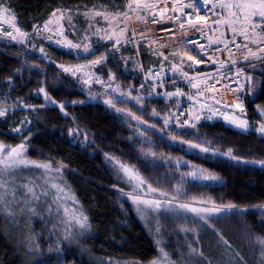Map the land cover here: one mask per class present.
Instances as JSON below:
<instances>
[{
  "label": "trees",
  "instance_id": "trees-1",
  "mask_svg": "<svg viewBox=\"0 0 264 264\" xmlns=\"http://www.w3.org/2000/svg\"><path fill=\"white\" fill-rule=\"evenodd\" d=\"M0 4L15 15L17 24L27 32H33L37 23H46L57 9H93L94 5L116 12L125 9V0H0ZM73 25L74 30L67 26L64 34L72 43H77L84 39L82 28ZM41 47L44 53L39 51ZM120 51L135 57L133 47L120 48ZM104 53L77 56L38 37H32L28 47L0 37V107L9 109L6 116L0 117V142L12 146L23 143L31 159L50 161L65 168L69 185L90 218L91 241L99 255L140 263L158 257L152 237L135 215L130 199L121 192L125 185L108 167L107 156L137 171L146 184L157 189L158 196L164 191L169 198L188 205L199 201L214 202L216 206L233 203L241 208L264 205V167L203 153L181 143L191 141L203 146L204 141H209L213 149L220 152L231 149L241 161H253L264 160L263 136L253 131H238L222 119L197 121L196 128L175 127L177 108L184 105L174 103L177 99L168 100L157 94L151 97L149 89L139 87L142 84L139 62L147 70L159 65L146 53L141 59L135 57L136 63L128 67L123 59L108 53L106 62L99 67L106 79L110 73L114 74L116 81L125 87L122 90L132 84L135 88L132 95L142 97L141 104L133 100L116 103V108L124 109L117 112L104 103L107 96L97 95V99H92L79 74L73 76L64 72L63 67L83 64ZM247 75H251V80H260L261 87L253 99L245 98V113L251 122L261 121L257 110L264 107V60L246 66L245 89L249 86ZM41 87L50 100L39 91ZM61 104L63 110L59 107ZM153 109L159 116L152 115ZM129 112L146 123H138L127 115ZM163 117L169 118L167 127H162ZM22 121L26 122L22 124ZM14 128H20V132ZM151 153L170 161L188 162L218 176L222 183L205 184L182 178L174 164L152 162ZM181 179L182 194L175 196ZM219 215L201 233L221 234L241 264H256L260 252L254 240L257 236L264 237V217L254 212ZM161 226L167 249L178 260L174 241L183 240L178 231L199 225L194 220L163 216ZM0 232L3 233L0 234V264H22L14 242L8 237L6 222L0 225ZM184 248L182 244L181 249ZM39 264L91 263L71 249Z\"/></svg>",
  "mask_w": 264,
  "mask_h": 264
},
{
  "label": "snow or ice",
  "instance_id": "snow-or-ice-1",
  "mask_svg": "<svg viewBox=\"0 0 264 264\" xmlns=\"http://www.w3.org/2000/svg\"><path fill=\"white\" fill-rule=\"evenodd\" d=\"M115 6V5H113ZM135 6V7H134ZM211 6V7H210ZM158 7L155 3H148L146 0H130V2L127 4V10H118L115 13H110L107 11V9L101 7L100 5H94L93 9H83L82 11L80 9H69V10H61L57 9L56 11H53L51 13L52 17L57 18V23L60 19H64L66 13L68 11L71 12V15L67 16L68 22H69V28L74 30V25H72V17L80 14L83 15L85 20L88 21L87 28L82 30L84 39L78 41L77 43H72L70 40H62L57 39L55 42L57 45H63L66 49L69 50L70 53L74 55H85V56H94L95 50H93L90 45L87 43V41L92 36H97L98 33L101 31V29L97 28L96 24L99 23L93 22L95 20V17H101L103 20L107 21L109 19H116L121 18V23H124L127 19H131L129 12L137 13V19L139 20H145L149 23H159L161 19H169V20H176L179 21V28L185 29V25H189L191 30H194L196 33H199V36L193 37L191 40H186L185 43L188 44H194L196 45V48L194 49H186L183 52L184 56H187V59L189 61H192V63L188 64L187 67L190 70H194L195 65H199L202 63H205L206 60H211L213 65H216L219 63L221 67L225 66L224 61H219L218 59H213L212 55L209 54V49L211 47V38H209V45L206 47L205 44L200 42V37L205 35L204 27L202 26L201 22H204L206 24L207 20L209 19V15L214 17L213 23L215 25H226L227 30L231 32V37L228 39H220L217 40L215 43L217 45H222V47L217 46L214 49V52H227L228 59L231 65L236 64V60L233 58V51L234 49L240 50L239 55L244 59L248 60L249 57H255L256 59L264 60V56L258 55L261 53H264V0H174V5L171 8L172 12H179L181 15L179 16H166L165 14L169 11V8L167 7V3H165V6L161 9H159V18H157V12L154 10ZM185 9H188V11H185ZM8 12V8L5 7L3 4H0V13ZM57 12H60V16L57 17ZM142 12H148V15L152 17L151 20H148L147 16L139 15V13ZM203 13V14H202ZM183 17V19H182ZM12 19H15L13 16ZM52 23V20L49 19L47 23L43 25L41 28L39 25H35L33 28V32L35 34H41L43 32H50L52 31L49 28V25ZM14 27V26H13ZM109 27L111 25H105L103 28V31L105 32V36L103 38L108 40H113V35H116V28H119V35L122 36L125 32H130L129 39L127 40V44H131L133 42V39L137 35L136 31H130L127 27V24L124 23V26L121 27L118 23L115 28H112L111 33H109ZM160 31H167L171 32L174 35H176V32L171 28H161ZM189 29H185V32ZM209 31H219V28H211ZM15 32L19 35H14L12 30L4 31L2 28H0V37H6L12 42L16 43H24V38L27 37L29 34L26 32H22L19 28H15ZM61 35H62V29H61ZM139 35L144 38V40H147V37L145 36V33L143 30L140 31ZM221 36H224V32H221ZM240 37V42H237V37ZM43 39L51 41L53 39L52 36H43ZM163 39V38H161ZM250 45H255V50H253V47ZM133 46L137 47L139 49V44H134ZM112 52L119 53L121 47H126V44L122 45L121 40L119 38L115 39L110 46ZM78 50V51H77ZM41 53H44L43 47L39 49ZM156 54L160 57H162L163 61H169V71L176 72L180 71V75L188 80V82L191 84L192 88H196L198 83L206 82L207 80L211 79L214 81L211 85H208L206 88L199 89L198 93L193 95H187L185 93H182L179 88H177L173 92H165L163 93L166 97H177L179 98L182 95H187V99L189 101H194V96L199 95L202 96L205 91H215L216 90V84L220 83V79H233L235 81V77H244L245 73L243 72V69H240L235 72L233 77H229L227 73L223 75V77H218L215 75H210L205 73H198L204 75V81H196L195 76L189 77L188 72L182 71L177 68L176 64H172L171 57H179L181 53L173 48L169 55H164V53L160 52L159 49H156ZM194 53V54H190ZM138 51L136 55H138ZM107 53L101 56H98L96 59H90L88 64H81L77 65L75 68H69V67H63L64 72H70L73 76L76 75V73L84 68H91L94 65H99L102 62H106L107 59ZM127 62L129 59L128 57H120ZM177 63L183 64L182 60H179ZM164 71V65L163 63L160 64L159 68L156 70H153L149 68L146 71L145 74V83L140 84V88H144L146 85H149L152 89H154L157 84L159 83L160 86H163L165 83L162 73ZM170 79H174L173 77H170ZM247 81L251 83V75H247L246 77ZM115 80L114 74H109V81L106 85L107 88H111L112 82ZM97 82L103 83V81H100L97 77ZM239 84V81H235ZM83 83L88 84L89 80L84 79ZM225 87L229 88V91L231 92H238L240 91V88L243 86H240L238 88H231L229 85H225ZM40 92L44 93L45 99L50 100V97H48L47 92H45L44 88L41 87L39 89ZM119 92V96L116 95V93ZM103 95L107 96L108 99L104 100L105 104L110 105L115 111L117 112H123L124 109L122 108H116V103L125 104L128 102V100H133L136 102V104H141L142 97L138 95H132V89H129L128 91L121 90L119 85H117L116 88H112L111 92L105 91ZM95 98V97H92ZM236 101H239L232 105L225 104V108H233V109H239V113L243 114L245 113V109L243 106V102L240 101V97L236 96L234 98ZM52 103H55V101H51ZM198 101H194L192 107L189 108V116L187 119L181 121L180 117L185 115V112L182 108H177L178 115L176 116V123L175 127H184L188 126L190 128H196V122L199 121L201 118L198 113L192 112V108L195 107V103ZM178 105L179 101L178 99L174 101ZM216 103H220L219 100L216 101ZM23 106V105H21ZM60 109L63 110L64 105H59ZM204 105L201 104V108H203ZM9 109L0 107V117H4L8 114ZM209 111H212L209 109ZM218 111V110H217ZM258 116L261 118V121L258 125V130L261 134H264V107L259 108L257 110ZM129 117L132 119H135L140 124L146 123L145 121H142L139 119V117L133 116L131 112L127 113ZM153 116H159V113H157L154 109L152 110ZM220 115L229 123V125H233L236 128L242 130L243 132L249 131V121L246 117L242 115H237L235 113L229 115L224 112H221ZM163 124L162 127H167L169 124V118L163 117ZM207 119H211V116H208ZM26 121H22L21 123H25ZM150 127H155V125H149ZM14 131L20 132V128H14ZM142 135V133H141ZM179 135H186V133H179ZM173 140L176 139L175 136L171 137ZM181 143H186L190 148L198 149L200 152L203 153H209L211 155H220L227 157L230 160L237 161V162H245V163H253V164H259L261 167H264V160H253V161H241L240 157L237 154H234L231 149H228L226 152H220L219 149H213L209 141H204L203 146L201 143H193L191 141H181ZM25 150V145L22 143L17 147H7L5 150V146L0 144V225L4 224L5 222L9 224H14L17 222L18 217L21 215L27 214L29 218L35 217L39 215L38 208L44 207L47 209L49 214H51L52 207L51 204H49L48 201H44L43 204L40 203L41 197H46L48 195V190L46 188V185H36L33 183V181L25 180L22 181L19 185H17L15 182H10V177L13 176H21L25 173L23 172L24 169H27L29 167H34L37 169H44L45 171L51 170V164H42L37 163L35 161H31L27 159L23 152ZM151 155L155 156V153H151ZM176 163L184 164L186 167L187 162L185 161H176ZM117 164L119 165V169L123 171L125 174L129 175V179H131L132 175H135L138 180L137 187L146 185L147 190L149 192H157L156 188H153L151 184H146V181H144L142 178L139 177V174L134 169L130 168L123 162L117 161ZM59 168L56 169L57 172H59ZM182 177H191L193 181H218L219 177L213 174H210L206 172V170L198 168V167H192L191 171L185 172L182 174ZM182 184L183 179H181L180 184L175 189V196H179L182 194ZM53 187L56 188V193H63L64 189L61 188L59 185H53ZM56 193H53V203L58 201L61 197L58 196ZM160 197H164L165 199L162 201L159 198L156 199H140L139 193L135 197H133L134 203H137L138 205H144L146 208L155 211L159 214H163L166 212H175L177 210H185V211H191L193 213H196L199 216L200 221H203L205 224H209L210 222V215L213 213H233L234 215L238 214H244L248 212H254L261 217H264V205H258L254 206L253 208H241L233 203H228L221 206H216L214 202H211L213 204L210 208H196V207H190L188 204L185 203H176L174 202V198H169L168 193L164 191L159 192ZM60 205H57V211H59ZM67 212V209H65ZM43 217L41 216V219ZM73 218L76 221V224L79 226L82 230H87L90 225L88 224V217L83 214V212H80L79 216L73 215ZM156 231H159V228L156 229ZM181 231L183 232H195L194 228H181ZM0 234H3L0 232ZM254 235V234H253ZM66 240L69 239V236L66 235L64 237ZM31 240V236L29 237ZM221 239H223L221 237ZM254 242L259 246L258 250L260 252V256L258 260L256 261V264H264V237H255ZM225 245H227V241H224ZM190 252L189 255L198 256L200 259L196 261V264H209V261L206 257H204L203 253L199 251L197 248L192 247L191 244L188 245ZM230 247V246H229ZM29 250L32 253H39L40 246L32 243L29 246ZM49 251H52V249H49ZM56 252L60 251L59 246L57 245ZM161 260H163L164 264H174V262L169 258L168 253L164 252V250L160 249V260H154L151 262V264H160Z\"/></svg>",
  "mask_w": 264,
  "mask_h": 264
},
{
  "label": "rangeland",
  "instance_id": "rangeland-1",
  "mask_svg": "<svg viewBox=\"0 0 264 264\" xmlns=\"http://www.w3.org/2000/svg\"><path fill=\"white\" fill-rule=\"evenodd\" d=\"M129 2L130 0H125L124 10H127V4ZM146 2L151 3L153 2V0H146ZM80 10L82 11V9ZM107 11L110 13L116 12L110 9H107ZM68 15H71L70 11H68L64 19H60L58 23L56 17L50 16L49 19L52 20V23L49 25V28L52 31L47 32V34L45 35H37L34 34V32H27L24 29H22L17 24L16 18L12 19V17L13 16L15 17V15L8 9V12L0 13V28H2L4 31L12 30L14 35H19L18 33L15 32V28H19L22 32L28 33L29 35L24 38V43H22L25 46L27 45V47L29 46L30 39L32 37H38L39 39H42L47 43L52 44L53 46L66 49L63 45H57L55 41L57 39L68 40L64 34L66 33L67 26H69V22L67 19ZM59 16H60V12H57V17ZM121 19L122 17L116 19H109L105 21L101 17H95V20L93 22L95 23L99 21V23H97L96 26L97 28L101 29V31L98 33L97 36H92L87 41V43L90 45V47L93 50H95V53L99 51L105 52L104 54L111 53L114 54L112 56H117L118 59H120L121 56L128 57L129 59L126 62V67H128L130 66L129 65L130 63H136L135 57H138V55H136L137 52L135 51L134 54L135 57H133V55L131 56L130 54L124 55L121 51L119 53L112 52L110 46L112 45L115 39L119 38L121 40L122 45L126 44V47H121V48H130L131 45L127 44V40L129 36L126 33L120 36L119 28H116V35H113V40H108L103 38L105 36V32L103 31L104 26L111 25V27H109V33H111L112 28H115V26L118 23L120 24V26H122L123 23H121ZM47 22L48 21H46V23ZM71 23L72 25L75 24L76 26H78L79 29L82 28V30H84L87 28L88 21L85 20L83 15L77 14L72 17ZM61 29H62V35H61ZM43 36H52L53 39L49 41L43 39L42 38ZM27 49H30V47ZM179 60H183V59L177 58V60L172 61V64H176L177 68L182 70L184 69L185 63L183 61H182L183 62L182 65L177 63ZM254 62L255 61H252L251 63ZM88 63L89 61H86L83 64H88ZM168 63L169 62L163 63L164 71L162 73V76L165 81L163 86H160L158 83L154 89H152L149 85H146L144 88L149 89L151 91V97H156L155 95L157 94V97L161 96L168 100L178 99L179 106L185 105V103L188 102L187 99V95H189L188 88L185 84V81H183L182 76L180 75V71H176L174 73L169 71ZM76 66L77 65L70 66V68H75ZM99 67H101V64L94 65L91 68H84L77 72L79 74L78 77L81 79L82 85L84 86L86 91L91 92L90 95L91 98L95 97L92 99L94 100L97 99V95L101 96L105 91L111 92L112 88H116L117 85H119L121 90L125 88L122 86V84L116 81V77L115 80L112 82L111 88H107L106 85L108 84L109 78L106 79L103 73L99 72ZM139 70L141 72L142 84H143L145 83V72L147 71V68L141 62H139ZM97 77L99 78L100 81H103V83L97 82ZM170 77H173L174 79H170ZM84 79H88L89 83L88 84L83 83ZM259 83H261L260 80ZM258 86H259L258 82L255 79H252L251 83H249V86L246 89L245 86L243 85V90L238 96L242 98V100L245 103V98L250 97V99H253L255 97V95L257 94ZM127 87L128 89L124 91H128L129 89H132L133 92L135 89L132 84ZM177 88H179V90L182 93H185L187 95H182L179 98L177 97L168 98L163 94L165 92H173ZM119 94H120L119 92L116 93L117 96H119ZM234 97H231L230 99H222L217 97L212 92L203 93L202 98L199 97L196 98L198 102H196L197 105L193 108L192 112L198 113L200 115L201 118L199 119V121L212 120V119L224 120V118L220 115L221 112H224L229 115L233 113L237 115H242L248 119L249 129L252 130L253 128L254 130V122H251V120L247 117L246 113L240 114L239 109L224 107L225 104L232 105L239 102L233 99ZM217 100H219L220 103H216ZM201 104L204 105L203 108H201ZM209 109H211L212 111H209ZM208 116H211V119H207ZM231 127H233L238 131L243 132L242 130L236 128L233 125H231ZM259 135L264 137V134L260 133ZM84 142H86V140H84ZM0 144L5 146V150L9 146L17 147V146L7 145L2 142H0ZM23 155L27 159L31 161H35L37 163H42V164L50 163L51 170L45 171L44 169L29 167L23 170V172L25 173L24 175L10 177L9 178L10 182H15L17 185H19L22 181L30 180L33 181V183L36 185H46V188L48 190V195L46 197L42 196L40 203L43 204L45 200L48 201L49 204H51L52 211L51 214H49L46 208L39 207L38 208L39 215L35 217L29 218V216L25 214L19 216L17 222L14 224H9L6 222L8 237L14 242L13 244L15 245L16 250L18 251L21 257L22 264H39L45 260L52 258L53 255L58 256L59 254H63L67 251H70L71 249H74L77 252V254H79L80 257L86 258V260H88V262H90L91 264H151L152 261L148 263H140L133 261L108 259L99 255L96 250L95 243L91 241L92 226H91L90 218L84 211V207L82 206L81 202L77 199V196L72 186L69 185V182L67 180V171L65 170V168L62 165H57V164L55 165L50 161H40L37 159H31L27 155L26 148L23 152ZM106 161L108 167L113 171L115 178L120 180L125 185L126 188L121 189V192L130 199L135 215L142 223V225L147 229L148 233L150 234V236L154 241L155 246L157 247L158 257L155 260H160V249L162 248L164 252L168 253L169 258L174 262V264H196V261L199 260L200 258L198 256L189 255L190 249L188 245L191 244L192 247L197 248L199 251L203 253L204 257H206L207 260L209 261V264H241V262L237 260L234 253L228 247V245H225L224 241L226 240L223 238L221 234L219 235L215 234V236H213V234L204 235L201 233L204 227L208 228L210 226V222L209 224H205L203 221H200L199 216L196 213L185 210H177L175 212H166L163 214H159L155 211L146 208L144 205H138L137 203H134L133 197H135L137 193H139L140 199L151 200V199L159 198L163 201L165 198L159 197L156 192H149L147 190L146 185L137 187L138 184L137 177L135 175H132L131 179H129V175L125 174L123 171L119 169V165L117 164V161L120 160H118L117 158L113 156H107ZM151 161L154 163H165L168 165L170 163L174 164V166L179 169V173L181 177L183 173L191 171L192 167L194 166L188 162H187L188 165L187 167L184 164L178 165L176 161L174 160L170 161L168 158H165V156L164 157L152 156ZM57 168L60 169L59 172L56 171ZM139 177L141 178L140 175ZM185 178L192 180L191 177H185ZM198 182H202L205 184H216V183L221 184L222 180L219 179L218 181L215 182L213 181H198ZM53 185H59L61 188L64 189V192L56 193V188L53 187ZM53 193H56L58 196L61 197L55 203H53L54 200ZM174 202L181 203L176 200H174ZM57 205H60L59 211L56 210ZM189 206L196 208H210L213 206V204L208 202L203 203L199 201L196 204ZM65 209H67V212L65 211ZM80 212H83V214L88 217V224L90 225V227L87 230L80 229L79 226L76 224L75 219L73 218L74 214L76 216H79ZM219 214L221 213L211 214L210 221L212 219H216L217 217H219L220 216ZM41 216L43 217L42 219ZM163 216H169L173 220L190 219V220H194L195 224L199 225L196 227H190V226L187 227V228H194L195 232H191V231L183 232L181 231V229L178 231V234L183 236V240L177 239L174 241L175 250L178 253V260L175 259L173 253L169 252V250L167 249L166 234L163 233L164 231L161 226V217ZM157 228H159L158 232L156 231ZM66 235L69 236V239L67 240L64 238ZM30 236L32 238L31 240L29 239ZM221 237L223 239H221ZM215 238H217V240ZM32 243L40 246L39 253H32L29 250V246ZM200 243H202V245H200ZM182 244L185 245L186 249L185 248L184 250L181 249ZM57 245L60 248L59 252L55 251ZM49 249H52V251H49ZM160 264H164L163 260H161Z\"/></svg>",
  "mask_w": 264,
  "mask_h": 264
},
{
  "label": "built area",
  "instance_id": "built-area-1",
  "mask_svg": "<svg viewBox=\"0 0 264 264\" xmlns=\"http://www.w3.org/2000/svg\"><path fill=\"white\" fill-rule=\"evenodd\" d=\"M186 2V0H185ZM158 5L156 9H154L157 12V18H159V9L163 8L165 6V3H167V7L169 8V11L165 14L166 16H179L181 15L179 12H172L171 8L174 5V0H153V2ZM211 7V6H210ZM185 11H188V9H185ZM203 14V13H202ZM129 15L131 19H127L124 21V23L127 24V27L129 28L130 31H136L137 35L133 39V42L130 44L131 47L135 49V51H138V57L141 59L142 55L144 53L148 54L152 59H154L156 62L159 63V65L153 67V70H156L159 68L161 62H169V61H163L162 57L158 56L156 54V49H159L160 52L164 53V55H169L170 51L175 48L177 49L181 55L179 57H171V62L174 60H177V58L183 59L182 61L185 63L184 69L182 71L188 72L189 77L195 76L196 81H204V75L198 73H207L210 75H215L218 77H223L225 73L229 77H233L235 72L243 69V72L246 74V66L250 64L252 61H257L261 59H256L255 57H249L248 60H244L240 55L239 52L240 50L234 49L233 51V58L236 60L235 65H231L228 59V54L227 52H214V49L219 46L222 47V45H217L215 43L217 40L220 39H228L231 37V32L227 30L226 25H215L213 23L214 17L209 15V19L207 20L206 24L204 22L202 23V26L204 27L205 35L200 37V42L205 44L206 47L209 45V38H211V47L209 49V54L212 55L213 59H218L219 61H224L225 66L221 67L219 63L216 65H213L211 60H206L205 63L195 65L194 70L188 69L187 65L192 63V61H189L187 59V56L183 55V52L186 49H194L196 48V45L194 44H186V40H191L193 37L199 36V33H196L194 30L190 29L189 25H185V29H189L188 31L185 32V29L179 28V21L176 20H169V19H161L159 23H149L145 20H139L137 19V13L134 12H129ZM139 15H144L148 17V20H151L152 17L148 15V12H142L139 13ZM183 19V17H182ZM124 23L122 24L121 27L124 26ZM45 23H37L36 25H39L41 28L43 27ZM171 27L175 32L176 35L173 36L171 32L167 31H160L159 29L161 28H169ZM211 28H219V31H209ZM143 30L145 33V36L147 37V40H144L141 35H139L140 31ZM221 32H224V36H221ZM128 36H130V32H125ZM35 34V33H34ZM47 32H43L41 34L37 35H45ZM163 38V39H161ZM129 39V38H128ZM240 37H237V42H240ZM134 44H139L140 47L137 49V47L133 46ZM253 47V50H255V45H250ZM194 54V53H190ZM264 56V53L258 54ZM169 64V63H168ZM181 70V69H180ZM146 74V72H145ZM183 81H185V84L188 88V93L189 95H193L198 93L199 89L206 88L208 85H211L214 83L213 80L209 79L206 82L203 83H198L196 88H192L191 84L188 82V80L184 77H182ZM235 81H239V84L236 83ZM235 81L233 79H220V83L216 84V90L215 91H205L204 93H209L212 92L214 93L217 97L222 98V99H230L231 97L238 96L242 90L243 87L240 88V91L238 92H231L229 91L228 87H225V85H229L231 88L235 89L240 86L244 85V77H235ZM203 96V95H202ZM202 96L195 95L194 96V101H197L196 98H202ZM194 101H189L185 103V105L182 107V109L185 112L184 116L180 117V120L183 121L188 118L189 116V108L192 107ZM197 103H195V106ZM194 108V107H193ZM192 108V110H193Z\"/></svg>",
  "mask_w": 264,
  "mask_h": 264
},
{
  "label": "crops",
  "instance_id": "crops-1",
  "mask_svg": "<svg viewBox=\"0 0 264 264\" xmlns=\"http://www.w3.org/2000/svg\"><path fill=\"white\" fill-rule=\"evenodd\" d=\"M257 61H261V60H257ZM256 80V79H255ZM257 82H258V84H259V86H258V88H257V91H259V89H260V87H261V83H259V80H256ZM261 82V81H260ZM235 98V97H234ZM233 98V99H234ZM240 100H242V98H240ZM242 102H243V106H244V108H245V103H244V101L242 100ZM259 108V107H258ZM225 120V119H224ZM226 121V120H225ZM228 123V122H227ZM259 123H260V121H254V130H253V128H252V130H249V131H247V132H251V131H254V132H257L258 134H260V132L258 131V130H256L257 128H258V125H259ZM229 124V123H228ZM231 126V125H230ZM256 128V129H255Z\"/></svg>",
  "mask_w": 264,
  "mask_h": 264
}]
</instances>
